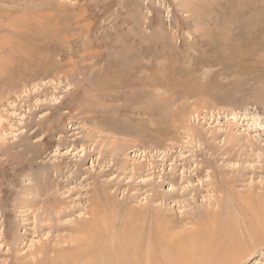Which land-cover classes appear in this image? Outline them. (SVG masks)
<instances>
[{
    "label": "rangeland",
    "instance_id": "obj_1",
    "mask_svg": "<svg viewBox=\"0 0 264 264\" xmlns=\"http://www.w3.org/2000/svg\"><path fill=\"white\" fill-rule=\"evenodd\" d=\"M220 168L243 175L231 199L259 194L260 208L264 0H0V264L76 236L45 223L44 180L64 181L62 225L87 219L92 196L122 224L134 209L218 210L231 195L206 184ZM254 231L237 264H264Z\"/></svg>",
    "mask_w": 264,
    "mask_h": 264
},
{
    "label": "bare ground",
    "instance_id": "obj_2",
    "mask_svg": "<svg viewBox=\"0 0 264 264\" xmlns=\"http://www.w3.org/2000/svg\"><path fill=\"white\" fill-rule=\"evenodd\" d=\"M44 27L48 28V26ZM219 172L220 176L217 172H212L210 175L212 181L206 184L209 192L231 195L225 202L221 198V200L216 199L218 210H205L206 212H203L204 215L201 218L198 215L197 217L196 213H188L185 217L167 219L164 212L159 209L152 208L151 214H148L147 211L146 214L144 211L142 214L134 209L127 214L128 218L122 224L114 221L115 207L107 205V196L103 199L104 202H100L98 197L92 196L88 202L91 210L87 219L80 220L78 224L74 222L62 225L61 219L69 216L64 208L65 201L61 198V195H65V193L60 192L65 187L64 181L44 180L45 182H42L36 190V194L38 197H45L40 201L47 209L43 210L45 223L53 220L55 223L53 226L56 225L55 230L66 229L76 236L64 241L67 245L64 244L65 246L63 245L59 249L51 250V246L45 248L42 246L43 249H40V255L35 262L29 264H218L221 261H225L226 264H237L242 258L240 243L243 245L246 242L247 233L254 231L252 228H255V231H264V203L260 208L257 206L256 202L261 199L259 194L257 197L239 196L241 200H237L236 197L231 199L232 196L238 197V195L233 194L230 185L241 183L243 175L225 178L227 175L225 171L220 168ZM59 176L63 178L65 174L60 173ZM213 178H217V181H213ZM36 187L37 185L34 184L30 189ZM103 188L106 191V184ZM38 202L35 200L33 204L38 205ZM223 205L230 210L226 219L227 225L233 230L231 234L228 233L226 226L220 224L222 217L220 208L223 209ZM128 206L130 205L128 204ZM185 222L193 223L197 230H190L181 235L174 234L177 229H181ZM45 244L50 245L49 241ZM59 245L61 246V244Z\"/></svg>",
    "mask_w": 264,
    "mask_h": 264
}]
</instances>
